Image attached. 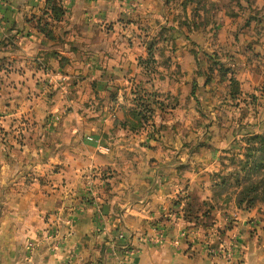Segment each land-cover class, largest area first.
<instances>
[{"label":"crops","instance_id":"obj_1","mask_svg":"<svg viewBox=\"0 0 264 264\" xmlns=\"http://www.w3.org/2000/svg\"><path fill=\"white\" fill-rule=\"evenodd\" d=\"M56 1L58 16L52 0H0V264H222L210 249L231 239L238 264H264V203L209 206L208 227L183 218L211 201L219 162L203 147L148 146L145 133L135 146L130 96L149 54L138 26L160 1ZM101 173L109 192L82 201Z\"/></svg>","mask_w":264,"mask_h":264},{"label":"rangeland","instance_id":"obj_2","mask_svg":"<svg viewBox=\"0 0 264 264\" xmlns=\"http://www.w3.org/2000/svg\"><path fill=\"white\" fill-rule=\"evenodd\" d=\"M159 1L162 16L138 26L144 35L141 43L149 49L138 60L145 69L140 79L148 84L136 83L131 91L129 128L137 140L144 133L149 140L154 138L148 146H187L188 151L201 146L203 160L212 157L219 162L216 170L206 171L211 201L201 202V213L194 220L208 227L215 217L207 207L222 208L234 196L232 188L217 185L220 177L238 166L246 139L264 132V0ZM179 100L183 111L189 112L182 120L174 118L180 115ZM143 143L141 137L135 146ZM218 146L225 147L219 151ZM106 177L102 173L87 177L82 201L89 202L100 186L108 193ZM214 232L224 230L216 227ZM33 249L34 242L27 239L26 254Z\"/></svg>","mask_w":264,"mask_h":264},{"label":"trees","instance_id":"obj_3","mask_svg":"<svg viewBox=\"0 0 264 264\" xmlns=\"http://www.w3.org/2000/svg\"><path fill=\"white\" fill-rule=\"evenodd\" d=\"M52 9L57 16L62 13L56 0H52ZM246 144L238 166H232V172L221 176L217 183L220 187L232 188L236 205L245 209L264 203V132L249 136ZM200 204L191 203L184 208L183 218L192 215L195 219Z\"/></svg>","mask_w":264,"mask_h":264},{"label":"built area","instance_id":"obj_4","mask_svg":"<svg viewBox=\"0 0 264 264\" xmlns=\"http://www.w3.org/2000/svg\"><path fill=\"white\" fill-rule=\"evenodd\" d=\"M123 235L120 234L119 237H122ZM178 241L175 240V243ZM33 244L32 242L28 243V249H32ZM123 248L127 250V244H124ZM212 250V251H211ZM210 251L216 255L219 256L223 261L222 264H238L239 258H237V253H238V245L236 239H231L229 243L221 245L218 249H210ZM130 253V252H129Z\"/></svg>","mask_w":264,"mask_h":264}]
</instances>
